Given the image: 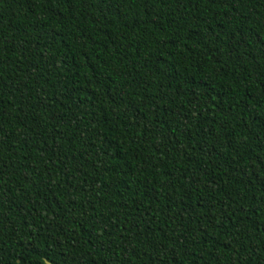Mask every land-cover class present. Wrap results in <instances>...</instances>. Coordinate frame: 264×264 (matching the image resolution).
Returning a JSON list of instances; mask_svg holds the SVG:
<instances>
[{
	"label": "trees",
	"instance_id": "trees-1",
	"mask_svg": "<svg viewBox=\"0 0 264 264\" xmlns=\"http://www.w3.org/2000/svg\"><path fill=\"white\" fill-rule=\"evenodd\" d=\"M0 264H264V0H0Z\"/></svg>",
	"mask_w": 264,
	"mask_h": 264
}]
</instances>
